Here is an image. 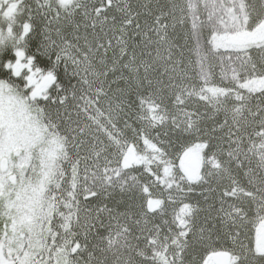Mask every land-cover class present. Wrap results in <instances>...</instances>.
Listing matches in <instances>:
<instances>
[{
  "label": "snow or ice",
  "instance_id": "1",
  "mask_svg": "<svg viewBox=\"0 0 264 264\" xmlns=\"http://www.w3.org/2000/svg\"><path fill=\"white\" fill-rule=\"evenodd\" d=\"M0 264H264V0H0Z\"/></svg>",
  "mask_w": 264,
  "mask_h": 264
}]
</instances>
